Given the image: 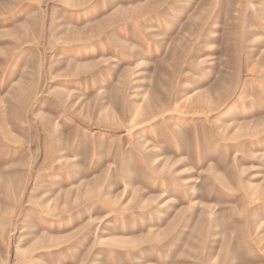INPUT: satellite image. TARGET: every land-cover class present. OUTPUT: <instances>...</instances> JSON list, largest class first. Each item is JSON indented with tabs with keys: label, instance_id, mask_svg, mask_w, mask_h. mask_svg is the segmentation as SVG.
Listing matches in <instances>:
<instances>
[{
	"label": "rangeland",
	"instance_id": "rangeland-1",
	"mask_svg": "<svg viewBox=\"0 0 264 264\" xmlns=\"http://www.w3.org/2000/svg\"><path fill=\"white\" fill-rule=\"evenodd\" d=\"M0 264H264V0H0Z\"/></svg>",
	"mask_w": 264,
	"mask_h": 264
},
{
	"label": "bare ground",
	"instance_id": "bare-ground-1",
	"mask_svg": "<svg viewBox=\"0 0 264 264\" xmlns=\"http://www.w3.org/2000/svg\"><path fill=\"white\" fill-rule=\"evenodd\" d=\"M224 236V235H223Z\"/></svg>",
	"mask_w": 264,
	"mask_h": 264
}]
</instances>
